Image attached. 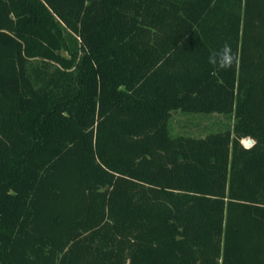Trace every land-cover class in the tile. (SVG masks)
<instances>
[{
    "label": "trees",
    "instance_id": "16d2710c",
    "mask_svg": "<svg viewBox=\"0 0 264 264\" xmlns=\"http://www.w3.org/2000/svg\"><path fill=\"white\" fill-rule=\"evenodd\" d=\"M0 264H264V0H0Z\"/></svg>",
    "mask_w": 264,
    "mask_h": 264
},
{
    "label": "rangeland",
    "instance_id": "374dc122",
    "mask_svg": "<svg viewBox=\"0 0 264 264\" xmlns=\"http://www.w3.org/2000/svg\"><path fill=\"white\" fill-rule=\"evenodd\" d=\"M234 122V115L225 113H199L177 110L173 112L170 122L173 135L205 136L211 132L225 130ZM248 139V138H246ZM245 146H251L250 142L243 140Z\"/></svg>",
    "mask_w": 264,
    "mask_h": 264
},
{
    "label": "clouds",
    "instance_id": "9594fccd",
    "mask_svg": "<svg viewBox=\"0 0 264 264\" xmlns=\"http://www.w3.org/2000/svg\"><path fill=\"white\" fill-rule=\"evenodd\" d=\"M208 63L214 70L227 71L239 63V55L233 52L229 43L225 42L219 51L210 52Z\"/></svg>",
    "mask_w": 264,
    "mask_h": 264
},
{
    "label": "water",
    "instance_id": "95a60500",
    "mask_svg": "<svg viewBox=\"0 0 264 264\" xmlns=\"http://www.w3.org/2000/svg\"><path fill=\"white\" fill-rule=\"evenodd\" d=\"M248 141H249L251 144H254V143H255L254 139H252V138H248Z\"/></svg>",
    "mask_w": 264,
    "mask_h": 264
},
{
    "label": "bare ground",
    "instance_id": "6f19581e",
    "mask_svg": "<svg viewBox=\"0 0 264 264\" xmlns=\"http://www.w3.org/2000/svg\"><path fill=\"white\" fill-rule=\"evenodd\" d=\"M246 142H249L248 139H245Z\"/></svg>",
    "mask_w": 264,
    "mask_h": 264
}]
</instances>
